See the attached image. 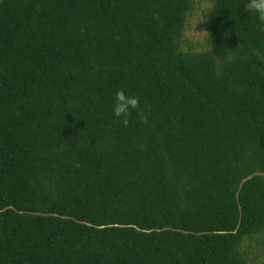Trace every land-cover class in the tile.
Wrapping results in <instances>:
<instances>
[{
  "label": "trees",
  "instance_id": "1",
  "mask_svg": "<svg viewBox=\"0 0 264 264\" xmlns=\"http://www.w3.org/2000/svg\"><path fill=\"white\" fill-rule=\"evenodd\" d=\"M209 1L200 48L194 0H0V264H264V25Z\"/></svg>",
  "mask_w": 264,
  "mask_h": 264
},
{
  "label": "clouds",
  "instance_id": "2",
  "mask_svg": "<svg viewBox=\"0 0 264 264\" xmlns=\"http://www.w3.org/2000/svg\"><path fill=\"white\" fill-rule=\"evenodd\" d=\"M246 12L253 13L261 25H264V0H246L244 4ZM212 50V49H211ZM113 114L120 118L125 126L129 124V117L132 110H138L140 99L137 96L126 95L123 90L117 91L114 95ZM143 123H147V117L141 115Z\"/></svg>",
  "mask_w": 264,
  "mask_h": 264
},
{
  "label": "rangeland",
  "instance_id": "3",
  "mask_svg": "<svg viewBox=\"0 0 264 264\" xmlns=\"http://www.w3.org/2000/svg\"><path fill=\"white\" fill-rule=\"evenodd\" d=\"M197 10L190 15L186 25V36L191 40L195 46L203 47L205 39V30L200 27L203 12L209 6V0H194Z\"/></svg>",
  "mask_w": 264,
  "mask_h": 264
}]
</instances>
